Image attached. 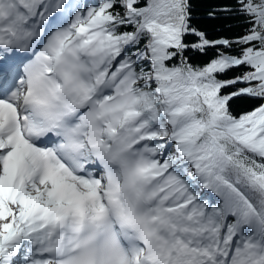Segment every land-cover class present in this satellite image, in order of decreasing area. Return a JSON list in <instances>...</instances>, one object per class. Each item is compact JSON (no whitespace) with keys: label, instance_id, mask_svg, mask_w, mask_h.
<instances>
[{"label":"snow or ice","instance_id":"6c2138e0","mask_svg":"<svg viewBox=\"0 0 264 264\" xmlns=\"http://www.w3.org/2000/svg\"><path fill=\"white\" fill-rule=\"evenodd\" d=\"M221 10L0 0V264H264V0Z\"/></svg>","mask_w":264,"mask_h":264},{"label":"trees","instance_id":"16d2710c","mask_svg":"<svg viewBox=\"0 0 264 264\" xmlns=\"http://www.w3.org/2000/svg\"><path fill=\"white\" fill-rule=\"evenodd\" d=\"M82 3L90 2V0H81ZM233 0H192L193 16L192 23L200 30L208 34L209 39H217L221 37L232 38L242 31V21L240 18H232L221 9ZM215 11L216 17H210L209 13ZM187 41H194L196 37H187ZM215 53V49H208L207 54L203 55L198 52L189 50L186 55L190 58L193 64H203ZM244 69H236L229 72L227 76L236 75ZM231 89H228L230 91ZM253 101L247 99H240L232 102L234 112H241L247 110L253 104Z\"/></svg>","mask_w":264,"mask_h":264}]
</instances>
